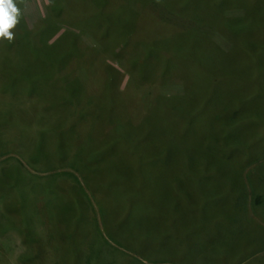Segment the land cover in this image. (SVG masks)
Returning <instances> with one entry per match:
<instances>
[{
    "label": "rangeland",
    "instance_id": "rangeland-1",
    "mask_svg": "<svg viewBox=\"0 0 264 264\" xmlns=\"http://www.w3.org/2000/svg\"><path fill=\"white\" fill-rule=\"evenodd\" d=\"M100 1L16 0V43L0 50V264H264V0ZM64 29L80 32L76 72L58 101L27 96L46 61L30 41ZM123 121L155 141L116 145L121 179L94 170L110 188L91 192L65 129L82 124L91 148Z\"/></svg>",
    "mask_w": 264,
    "mask_h": 264
},
{
    "label": "trees",
    "instance_id": "trees-1",
    "mask_svg": "<svg viewBox=\"0 0 264 264\" xmlns=\"http://www.w3.org/2000/svg\"><path fill=\"white\" fill-rule=\"evenodd\" d=\"M105 1L106 0H101L100 3L104 4ZM161 6H162V3H161ZM156 7L158 8V6ZM53 29L54 27L52 26L51 31ZM51 33L52 32H50V35ZM54 33L55 32H53V34ZM15 34L19 35L21 33L19 32ZM79 35H80L79 30H77V32H74L72 30L64 29L52 40H50L49 37H52L53 35L51 36L43 35V37H41L39 41H36V42L30 41L31 47L34 46L35 49H41L42 51L45 52L43 54L44 58L43 57L42 58L43 60L46 59V61L41 63L42 67H36V69L34 70V76L36 77L33 83L29 82V84L25 86L24 91L27 94V96L30 94H33L32 93L33 90H31L32 87L30 88V85H33V87L36 88V90H34L36 91V93L33 94L35 96L34 98L45 97L46 96L45 90L47 89V93H48L50 101L59 100V97L63 93V90H64L63 89L64 87H62L61 83L59 82L64 77L68 78L70 76V78L72 79L73 72L74 71L76 72L75 63L81 56L80 47L82 44H81V40L79 39ZM27 41L29 42V40ZM27 41H24V42L27 45H29ZM15 43H16L15 37L13 38L12 41H8L7 39H4L0 45V50L1 49L7 50L10 47H12ZM35 49L34 51H36ZM57 49L58 51L56 52ZM59 51L66 54V56L69 59V62H65L63 59H59L57 63L54 62V60L58 59L57 53H59ZM50 56L52 58V62H49ZM69 81L70 80L66 81L65 83H69ZM41 86H44V87L46 86L47 88L45 87V89H43L41 88ZM58 103L60 106L59 108L54 109L53 112L55 114L57 113L59 114L62 110L61 102H58ZM47 107L51 108V106L49 107L48 105ZM42 108L44 109L45 106ZM80 109L81 107L80 108L77 107L75 113H79L81 111ZM12 110H13V106H11L10 108H7L6 111H12ZM120 124L122 126L118 128L114 126L115 130H113V128H110L108 135L105 138L97 140V141H100L98 142V144L103 143L104 141L107 140L108 143L106 145L98 146L99 147L98 149L94 147V146H97L98 144L96 145L93 143L91 147L93 151H90L91 149L89 148L90 146L83 145L78 141L77 137H80V133L82 132V128H83L81 127L82 124L79 125L80 126L79 128L77 124L69 123V126L67 127V129H65L66 133L68 134L67 137L69 139V144L71 145L68 149H66L67 150L66 153L67 155L71 156L70 159H72V164L70 163H67V164L71 166V168L77 170L80 174H82V176L84 177L85 183L89 181L92 182V184L89 185L91 186V192H96V191L101 192L102 190H99V186L103 187L104 189L110 188L107 185L108 183H110L109 180L99 179L98 176L96 177L93 176V174L95 173L97 169L103 170L106 168V171H105L106 175L110 174V175H113L114 178H118L119 180L121 179L120 173L118 171L116 170L108 171L110 166L114 165L117 162L122 161L121 153L114 150L116 145H124L125 143L126 144L135 143L141 147L144 143L150 144L155 141L154 140L156 138L155 132L153 128L149 126V124H145L144 126H142V123H140L139 126L137 127L135 126L138 129L128 127L125 121L121 122ZM91 135L92 134L90 133L86 134L84 139L92 142L94 139H93V136L91 137ZM61 142L64 144L65 137L59 140V143ZM62 156H64V154ZM73 159L78 162L77 165L74 164ZM31 160L35 162L38 161L37 158H33ZM94 162L96 163L95 165L93 164ZM16 163L17 165L21 166V163H18V162ZM91 165L94 168H91ZM74 179L76 178L74 177ZM119 180H117V182ZM77 187H78V184L74 183V188H77ZM99 209L102 212V217H104L106 215L105 210H103L101 207H99ZM106 219H108V216H106Z\"/></svg>",
    "mask_w": 264,
    "mask_h": 264
},
{
    "label": "clouds",
    "instance_id": "clouds-1",
    "mask_svg": "<svg viewBox=\"0 0 264 264\" xmlns=\"http://www.w3.org/2000/svg\"><path fill=\"white\" fill-rule=\"evenodd\" d=\"M20 15L21 10L16 0H0V39L13 40L11 30L18 24Z\"/></svg>",
    "mask_w": 264,
    "mask_h": 264
}]
</instances>
